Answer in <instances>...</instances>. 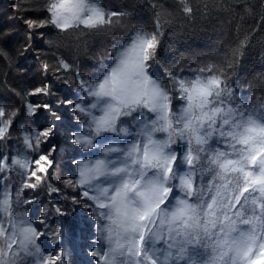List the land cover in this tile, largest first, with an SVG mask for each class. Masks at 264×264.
Returning <instances> with one entry per match:
<instances>
[{
	"label": "snow or ice",
	"instance_id": "6c2138e0",
	"mask_svg": "<svg viewBox=\"0 0 264 264\" xmlns=\"http://www.w3.org/2000/svg\"><path fill=\"white\" fill-rule=\"evenodd\" d=\"M178 4L188 20L197 13L208 18L213 10L238 12V33L252 12L247 0ZM14 7L18 17L21 7L40 10L21 17L22 48L40 61L43 79L26 90L38 98L23 109L32 125L20 129L26 151L0 152V264H32L31 258L73 264L64 218L80 207L92 220L89 264H264V90L255 95L237 85L255 28L238 36L223 60L182 53L170 62L158 14L149 29L100 0ZM149 7L157 9V0ZM46 27L56 30L50 45L97 60L95 75L85 76L63 54L43 57L36 37L43 40ZM9 39L0 31V41ZM50 74L62 83L71 76L75 95H61ZM65 109L80 125L68 129L66 147L92 158L72 156L61 188L53 176L61 170L55 140ZM20 115L0 104L6 145ZM13 174L21 177L19 191ZM25 189H46L47 203L39 194L24 195L25 205L43 206L38 218L20 209ZM41 238L51 242L50 251L42 250Z\"/></svg>",
	"mask_w": 264,
	"mask_h": 264
},
{
	"label": "trees",
	"instance_id": "16d2710c",
	"mask_svg": "<svg viewBox=\"0 0 264 264\" xmlns=\"http://www.w3.org/2000/svg\"><path fill=\"white\" fill-rule=\"evenodd\" d=\"M37 0H0V31L8 34V41H0V104L6 108H16L21 110V115L17 117L18 123L14 125L13 137L9 145L0 141V152L12 153L15 155L18 151L23 153L26 151L22 138H20V129L29 128L32 125L28 122V118L23 115V109L28 100H36L37 97H28L26 90L36 86L43 79L39 73L40 61L34 58V53L23 52V42L25 39L26 28L22 23V16H37L39 9L20 8V17L16 15L18 10L14 6H23L30 3H36ZM193 4H202L203 0H192ZM218 4H232L233 0H216ZM106 8L127 11L133 24L152 28L155 15H159L164 29V56L171 62L180 58L184 53L189 56L199 55L202 58H212L223 60V53L229 52L231 55V47L235 45L238 36H242L245 31L255 28V34L252 44L247 50L244 63L239 70V80L237 85L242 91H247L248 86L251 87V93L259 95L264 90V26H261V17L264 15V0H247L252 5V12L246 15L243 21V27L237 32V24L240 23L238 12H229L227 10H213L208 18H204L200 13L196 14L194 20L185 19L180 11L178 0H157V9L149 7L151 0H100ZM118 27V26H117ZM40 31L45 33V38L36 39L40 42L42 52L41 55L48 59H52L63 54L70 62H74L77 68L81 70L85 76H94L95 71L92 67L98 64L97 60L81 55L75 57L69 55L63 48H57L50 41H55L56 30L46 27ZM117 35H120L118 32ZM98 40H110L111 36L97 37ZM214 53H218L214 55ZM67 75V74H66ZM49 78L52 83L59 89L61 95L74 96L75 91L71 86L72 77L69 76L66 82H61L51 75ZM64 123L55 142L61 145L60 153L57 156L61 166L59 173L53 176V181L61 188H65L63 179L68 174V161L72 156L77 158H92L88 153L74 152L71 148L66 147L68 144V136L71 133L68 129H79L80 125L75 120V113L70 109L62 110ZM41 121L38 120L37 123ZM29 156L32 153H28ZM16 171H20L19 168ZM21 177L15 174L11 177L14 188L19 191ZM73 194L78 190L65 189ZM28 198L39 194L41 199L48 202L46 189L44 192H33L31 189H25L21 194L20 209L27 208L30 217L38 218L42 213L43 206L39 202L35 204L25 205L23 203L24 195ZM64 203L63 200L60 201ZM86 209L78 208L74 215H70L65 219V227L67 230V238L65 248L68 258L73 264H89L92 258L87 255L86 245L90 242L92 235V220L85 215ZM42 250L50 251L52 244L49 240L41 238ZM32 264H36L35 258Z\"/></svg>",
	"mask_w": 264,
	"mask_h": 264
}]
</instances>
